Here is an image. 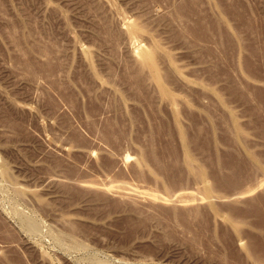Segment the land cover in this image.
Segmentation results:
<instances>
[{
    "label": "rangeland",
    "instance_id": "rangeland-1",
    "mask_svg": "<svg viewBox=\"0 0 264 264\" xmlns=\"http://www.w3.org/2000/svg\"><path fill=\"white\" fill-rule=\"evenodd\" d=\"M0 264H264V0H0Z\"/></svg>",
    "mask_w": 264,
    "mask_h": 264
},
{
    "label": "bare ground",
    "instance_id": "bare-ground-1",
    "mask_svg": "<svg viewBox=\"0 0 264 264\" xmlns=\"http://www.w3.org/2000/svg\"><path fill=\"white\" fill-rule=\"evenodd\" d=\"M257 98H258V97H257ZM257 100H258V99H257ZM259 100H260V99H259ZM261 100H262V99H261ZM26 218H27V217H25V220H26ZM29 218H31V217H29ZM29 220H31V222H33V224H34V221H33L34 219L32 220V218H31V219H29ZM29 220H28V218H27V221H29ZM35 220H36V219H35ZM31 222H29V223L27 222V223L30 224ZM35 223H36V225H33V224L31 223L33 226H32V225H29V226H31L32 228L36 226L37 229H38V228H39V227H38V226H39V224H38L39 222L36 221ZM28 224H27V225H28ZM37 224H38V225H37ZM31 227H30V229H31ZM36 227H35V229H36ZM32 230H34V229H32ZM35 231H38V230H35ZM68 235H69V234H68ZM71 235H73V234H71Z\"/></svg>",
    "mask_w": 264,
    "mask_h": 264
}]
</instances>
